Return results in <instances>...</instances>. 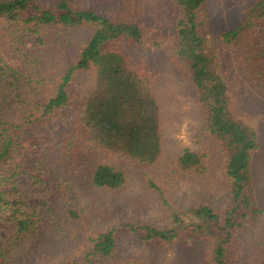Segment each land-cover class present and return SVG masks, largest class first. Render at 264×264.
Masks as SVG:
<instances>
[{
    "label": "trees",
    "instance_id": "trees-1",
    "mask_svg": "<svg viewBox=\"0 0 264 264\" xmlns=\"http://www.w3.org/2000/svg\"><path fill=\"white\" fill-rule=\"evenodd\" d=\"M144 1H167L177 12L171 57L187 72L196 90L205 123L202 130L215 140L229 194L222 210L206 204L182 208L173 213L168 227L123 226L140 234L145 242L167 244L191 232L206 241L207 264H233L239 259V240L264 224L252 169L259 133L234 107V97L241 96L244 87L251 86L264 95V0L248 5L239 23L220 32L216 43H211L204 31L206 20L201 14L207 0ZM0 23L8 47L30 34L43 43L44 31L54 26L90 30L74 62L49 90L39 84L29 62L13 56L6 47L0 48V90L7 79H12L10 86L18 87L14 116L0 114V221L13 223L17 244L45 224L44 212L20 189L26 159L19 152L36 145L28 134L31 127L66 116L73 103L70 85L77 75L87 72L90 78L77 104L76 119L59 148V156L69 162L82 149L91 148L99 155H121L138 166L155 168L165 149L163 108L158 73L134 63L117 46L121 40L139 45L148 42L145 8L137 0L109 13L80 8L71 0H0ZM89 163L83 173L94 188L117 191L126 187L129 173L125 168L104 158ZM211 163L209 151L186 147L175 157L174 166L177 171L204 176ZM150 185L157 188L152 181ZM91 241L87 264L113 257L118 227L98 233ZM13 246L0 245V264H10ZM115 264L152 263L134 258ZM247 264H264V239L255 240Z\"/></svg>",
    "mask_w": 264,
    "mask_h": 264
},
{
    "label": "rangeland",
    "instance_id": "rangeland-1",
    "mask_svg": "<svg viewBox=\"0 0 264 264\" xmlns=\"http://www.w3.org/2000/svg\"><path fill=\"white\" fill-rule=\"evenodd\" d=\"M71 1L80 8L109 13L126 7L132 0ZM137 1L145 8L148 42L139 45L121 40L117 46L134 63L158 73L164 156L155 168L138 166L121 155H99L91 148L82 149L72 162L61 158L59 148L76 119L81 95L89 85V73L77 75L70 85L73 103L66 116L31 127L28 134L36 145L19 152L26 159L20 189L44 212L45 224L38 233L14 244L15 226L9 221H0V245H14L10 264H64L74 260L87 264L86 253L92 248V238L113 226L118 227L116 252L109 259L95 260L94 264H115L134 258H145L152 264H207L206 241L191 232L167 244L145 242L140 234L123 226L134 223L168 227L173 213L182 208L206 204L222 210L229 194L224 163L217 155L215 140L202 130L205 123L196 90L187 72L171 57L178 29L177 12L167 1ZM254 1L207 0L201 16L206 20L204 31L210 42L216 43L220 32L239 23L244 9ZM43 35V43L30 34L8 47L9 40L0 23V48L6 47L13 56L29 62L39 84L49 90L55 79L74 62L90 30L54 26ZM11 82L12 79L5 80L0 90V114L8 117L14 116L18 100V87L10 86ZM234 102L237 115L259 133V148L253 154L252 169L259 203L264 208V95L248 86L243 88L241 96L234 97ZM186 147L210 152L212 163L206 175L177 171L175 157ZM101 158L127 170L129 180L125 188L109 191L91 185L83 171L89 162ZM150 181L157 188L151 187ZM257 239H264V224L260 230H250L239 240V259L233 264H247Z\"/></svg>",
    "mask_w": 264,
    "mask_h": 264
}]
</instances>
